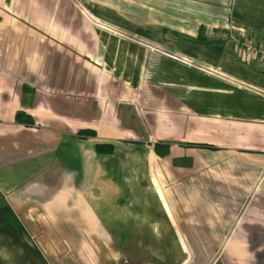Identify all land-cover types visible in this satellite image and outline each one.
Listing matches in <instances>:
<instances>
[{"label":"crops","instance_id":"crops-1","mask_svg":"<svg viewBox=\"0 0 264 264\" xmlns=\"http://www.w3.org/2000/svg\"><path fill=\"white\" fill-rule=\"evenodd\" d=\"M232 35L264 44V0H0V264H264V63Z\"/></svg>","mask_w":264,"mask_h":264},{"label":"built area","instance_id":"built-area-1","mask_svg":"<svg viewBox=\"0 0 264 264\" xmlns=\"http://www.w3.org/2000/svg\"><path fill=\"white\" fill-rule=\"evenodd\" d=\"M232 40L237 46V50L249 58H255L264 63V44L255 43L251 38L245 35H232ZM263 100L264 110V90H259Z\"/></svg>","mask_w":264,"mask_h":264},{"label":"trees","instance_id":"trees-1","mask_svg":"<svg viewBox=\"0 0 264 264\" xmlns=\"http://www.w3.org/2000/svg\"><path fill=\"white\" fill-rule=\"evenodd\" d=\"M200 39H203L204 37L202 35L198 36ZM14 119L17 122H21L24 124H31L33 122L32 118L28 116L27 114L18 111L14 115ZM81 136H86V135H92L93 131L88 130V129H81L77 132ZM203 146V145H199ZM205 147H208L207 145H204ZM203 146V147H204ZM158 147L157 145H154V149L156 150ZM112 146L110 144H103V143H96L94 145V149L97 153H109L111 151ZM162 156L166 154V148L163 149V151L160 153Z\"/></svg>","mask_w":264,"mask_h":264},{"label":"water","instance_id":"water-1","mask_svg":"<svg viewBox=\"0 0 264 264\" xmlns=\"http://www.w3.org/2000/svg\"><path fill=\"white\" fill-rule=\"evenodd\" d=\"M171 164L177 167H189L191 165V158L188 156L173 157Z\"/></svg>","mask_w":264,"mask_h":264},{"label":"rangeland","instance_id":"rangeland-1","mask_svg":"<svg viewBox=\"0 0 264 264\" xmlns=\"http://www.w3.org/2000/svg\"><path fill=\"white\" fill-rule=\"evenodd\" d=\"M239 52V51H238ZM239 54H241L240 52H239Z\"/></svg>","mask_w":264,"mask_h":264}]
</instances>
